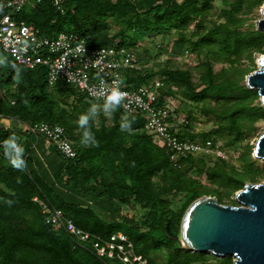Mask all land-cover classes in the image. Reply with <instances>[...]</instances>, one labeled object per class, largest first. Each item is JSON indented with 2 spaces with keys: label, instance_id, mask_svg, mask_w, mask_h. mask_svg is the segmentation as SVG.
<instances>
[{
  "label": "trees",
  "instance_id": "16d2710c",
  "mask_svg": "<svg viewBox=\"0 0 264 264\" xmlns=\"http://www.w3.org/2000/svg\"><path fill=\"white\" fill-rule=\"evenodd\" d=\"M214 1L63 0L61 12L51 0H41L24 7L17 17L33 24L40 36L55 38L61 32H73L86 39L91 48L115 41L136 48L138 40L145 36L171 29L183 32L194 25L196 32L190 38L181 34L174 42L177 52L183 53L186 47L195 51L202 46L209 54L225 56L228 67L216 70L213 60L207 59L197 67L194 82L188 70L164 64L158 71L151 67L128 70L124 81L134 88L160 75L165 95L176 97L178 92L192 102L223 101L226 108L215 113V118L223 120L217 132L228 130L231 137L226 145L231 146L243 138L244 128L249 130L255 122L264 120V108L255 103L257 90L240 84L238 75L243 73L236 65L243 55L252 59L264 44V31H242L245 19L240 16L261 0H221L227 7L220 12L222 22L207 25ZM112 21L121 25L113 34ZM45 74L41 66L26 69L13 60L5 68L0 66V115L19 123L61 126L76 157L66 159L57 152L59 158L52 162L56 163L54 176L48 178L47 171H40V162L38 167L29 151L19 158L16 153H6L3 147L12 135L23 145L26 130L0 127V264H107L93 254L88 244L76 246L64 229L55 230L47 224L46 214L34 198L62 210L84 231L102 238L118 231L124 233L135 251L144 256L164 248L167 264L205 263V254L181 248L165 228L168 224L170 231L178 235L185 211L199 197L214 195L221 203L218 189L226 190L228 197L242 189L246 180L259 172L249 151L242 156L243 172L219 157L210 166V154L181 159L180 167H175L167 150L159 148L144 132L142 116H125L119 105L114 110L107 105L108 122L104 112L89 111L93 103L101 102L63 82L42 81ZM85 113L89 120L82 128L79 118ZM184 127L179 133L181 138L199 137L190 132L189 125ZM200 135L202 141L211 138L210 134ZM192 170L204 175L216 190L205 189L198 179L189 176ZM91 196L100 197V202ZM178 196L181 199L175 207L170 197ZM115 202L119 205L111 207L113 213L108 212V220L100 210L101 204ZM124 205L137 208L140 216H124ZM217 260L218 264H234L229 256ZM148 264L155 263L148 258Z\"/></svg>",
  "mask_w": 264,
  "mask_h": 264
},
{
  "label": "built area",
  "instance_id": "2783aa9c",
  "mask_svg": "<svg viewBox=\"0 0 264 264\" xmlns=\"http://www.w3.org/2000/svg\"><path fill=\"white\" fill-rule=\"evenodd\" d=\"M41 0H0V49L26 69L38 66L45 68L49 84L63 82L83 93L89 99L106 104L115 97L116 91L123 97L119 106L125 116L140 115L145 119L144 132L153 138L159 148L169 153L170 162L180 167L179 161L188 157L209 155L214 145L212 140H189L181 138L172 100L162 93L164 83L152 79L148 84L134 88L124 81L128 70L146 68L140 62L138 49L112 43L91 48L86 39L73 32H61L55 38L40 36L31 23L19 20L17 15L27 5L34 6ZM62 12L63 0H51ZM162 45L156 48L161 49ZM148 67V66H147ZM112 94L111 96H109ZM0 119H4L0 115ZM7 120V119H4ZM28 134L41 136L50 141L56 151L66 159L76 157L71 141L64 129L45 122L19 123ZM8 127V126H5ZM38 202L46 223L53 229H64L74 245L88 244L93 254L107 264H147V258L135 251L129 237L118 231L108 238L84 231L68 219L62 210L50 207L45 201Z\"/></svg>",
  "mask_w": 264,
  "mask_h": 264
},
{
  "label": "rangeland",
  "instance_id": "374dc122",
  "mask_svg": "<svg viewBox=\"0 0 264 264\" xmlns=\"http://www.w3.org/2000/svg\"><path fill=\"white\" fill-rule=\"evenodd\" d=\"M180 1V0H179ZM264 7V0H261L260 3L254 4L249 11L245 15H240L242 18L245 19L244 25L241 28L242 31H253L257 30V23L258 20L262 18V8ZM224 8L227 9L225 5L221 2V0H215L213 3V9L211 11V14L209 18L207 19V25H210V22H222V19L219 17L221 10ZM121 28V25L118 22H110V32L111 34L115 33L117 30ZM196 32V29L194 25H191L188 29H186L183 32H177L173 29L162 33L158 35H154L151 37L145 36L143 39L138 40V46L136 47L138 49V55L140 58L141 65L145 67L148 66V68H154L155 70H159L161 67H163L164 64H168L172 68H177L180 70H188L191 72L193 76L194 82L197 81L198 72L197 67L207 59L213 60V68L218 69L223 67H228L229 64L224 60L225 56L220 54H214L208 53V49L200 46L195 49V51L190 50L189 48H184L183 53L177 52L175 49L174 42L180 37L181 34L185 35V37L190 38L191 35ZM196 38V37H195ZM171 40L173 43H171ZM194 40V39H193ZM115 43H117L115 41ZM174 44V45H173ZM157 45H162L161 49L156 48ZM159 51V53H158ZM153 54V55H152ZM261 55H264V44L261 46V51L253 53L252 59H248L244 55L242 56L241 60L238 64V70L242 71L243 74L238 75L239 79H241L240 84L248 86V76L252 74L254 71H256L259 68L258 60ZM152 56V57H151ZM0 57H4L7 59L6 65H0L1 67L5 68L8 66L9 63H11V58L4 54L2 51H0ZM241 73V72H240ZM155 79H161L160 75H156L154 77ZM42 81L47 80V75L42 76ZM164 90V86H163ZM172 90H176L175 87H172ZM166 100L170 99L172 100V107L175 110V114L177 117V120L183 121L185 123H178L179 130H183L185 128L184 126L189 125V130L192 134H197L199 137L195 140L202 141L200 134H210L214 149L210 153L208 157V164L212 166L214 162L217 160V158H222L225 160L228 164L236 167V169L239 172H243V162H242V156L249 151L250 157L253 162H255V167L259 169V172L253 173L247 180L246 184L250 183H264V159H261L257 157L254 154V148L257 142V139L261 136V134L264 131V120H259L253 124V127L251 129L244 128L242 130L243 138L234 143L231 146L226 145V142L231 137L230 132L222 131L217 132V126L219 123H221L223 120L215 118V113L222 112L226 107L224 105L223 101L216 102L213 99H206L201 102H192L187 99H184L182 95L178 92H176V97L165 95ZM255 103H257L259 106H262L264 108V105L260 101L259 95L257 96V99L255 100ZM93 107L96 110H100L104 112L107 121L110 120V115L107 113L108 107L105 104H94ZM3 121V119L1 120ZM22 128L20 124H18L17 121H14L12 123V127ZM11 127V126H10ZM23 137V149L24 151H29L31 158H33L35 164H38L40 162V171L43 172L44 170L47 171L50 168L51 160H56L59 158V155L57 154L55 146L48 140L44 139L43 137L39 136L37 137L34 134H26ZM42 156V157H41ZM44 159V161L42 159ZM36 159V160H35ZM37 167V165H36ZM189 176L196 178L200 181V183L203 185V187L207 190H216V186L208 181L204 175H199L196 173L195 170H192L188 174ZM156 180H159V178H155ZM244 185V186H245ZM243 189V188H242ZM240 189V190H242ZM239 191V190H238ZM234 192L231 196H227V191L224 189H218L219 194L221 195V203L223 205H233V206H239L240 203L236 199V193ZM209 196V195H204ZM211 197L215 198L217 200V196L211 195ZM95 202H100V197H90ZM103 199V198H102ZM171 199V205L178 207L181 196H178L176 198L170 197ZM218 201V200H217ZM119 205L118 203H112L108 204L105 203L104 205L101 204V211L103 212V215L105 218L109 219V213L112 209L111 207ZM113 213V212H111ZM122 214L125 216L127 215L130 217L131 215L140 216L139 210L134 207L130 206H123L122 207ZM184 216V215H183ZM136 217V218H137ZM183 218V217H182ZM182 222V219H181ZM181 226V224H180ZM180 230V228H179ZM205 254L206 260L205 263L202 264H218L219 261L217 257H210L209 253H203ZM213 256V255H212ZM147 258V264H148V258H150L155 264H167V251L164 248H158L157 250H153L149 253V255L146 256ZM225 258V257H224Z\"/></svg>",
  "mask_w": 264,
  "mask_h": 264
},
{
  "label": "water",
  "instance_id": "95a60500",
  "mask_svg": "<svg viewBox=\"0 0 264 264\" xmlns=\"http://www.w3.org/2000/svg\"><path fill=\"white\" fill-rule=\"evenodd\" d=\"M257 30L264 31V7ZM258 65L248 76V87L257 90L264 105V55ZM254 154L264 159V131ZM235 196L239 206L220 204L211 196L199 197L185 211L178 235L167 224L168 236L191 252L229 256L234 264H264V183L246 184Z\"/></svg>",
  "mask_w": 264,
  "mask_h": 264
},
{
  "label": "clouds",
  "instance_id": "9594fccd",
  "mask_svg": "<svg viewBox=\"0 0 264 264\" xmlns=\"http://www.w3.org/2000/svg\"><path fill=\"white\" fill-rule=\"evenodd\" d=\"M7 64V59L4 57H0V65H6ZM110 94L109 96H111ZM122 96L118 91L115 93V97L113 99H108L106 100V104L110 109H115L117 107L121 100ZM90 112L95 113L96 109L94 107L89 109ZM88 120H89V115L87 113L83 114L79 118V125L84 128L88 125ZM85 136L88 135L87 132L84 133ZM4 149L6 150V153H16L19 158L23 156L24 149L23 146L18 143L17 137L15 135H12L8 138H6L4 144H3ZM15 166V165H14Z\"/></svg>",
  "mask_w": 264,
  "mask_h": 264
},
{
  "label": "crops",
  "instance_id": "0c3cea01",
  "mask_svg": "<svg viewBox=\"0 0 264 264\" xmlns=\"http://www.w3.org/2000/svg\"><path fill=\"white\" fill-rule=\"evenodd\" d=\"M14 121H10V120H3V121H0V127H5V126H11L12 127V123H13ZM42 157V156H41ZM42 159V158H41ZM36 160V159H35ZM43 161H44V159H42ZM57 160H51V165H50V168L51 169H48L47 168V172H46V176H48V178L50 177H52L53 178V176H54V173H53V170H54V165L56 164H52V162L54 163V162H56ZM35 162H38L37 160L35 161ZM37 164V163H36ZM38 165V164H37Z\"/></svg>",
  "mask_w": 264,
  "mask_h": 264
}]
</instances>
